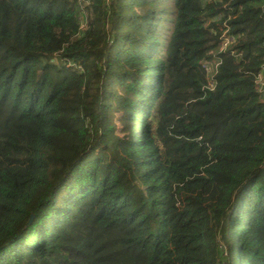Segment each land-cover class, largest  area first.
Masks as SVG:
<instances>
[{
    "label": "trees",
    "instance_id": "16d2710c",
    "mask_svg": "<svg viewBox=\"0 0 264 264\" xmlns=\"http://www.w3.org/2000/svg\"><path fill=\"white\" fill-rule=\"evenodd\" d=\"M263 71L264 0H0V264H264Z\"/></svg>",
    "mask_w": 264,
    "mask_h": 264
},
{
    "label": "rangeland",
    "instance_id": "374dc122",
    "mask_svg": "<svg viewBox=\"0 0 264 264\" xmlns=\"http://www.w3.org/2000/svg\"><path fill=\"white\" fill-rule=\"evenodd\" d=\"M212 68H213V67L210 66V68L208 69V74H209V75H210L211 72H212ZM258 83L260 84L259 89H260L261 91H264V71H263L262 74L259 76V78H258Z\"/></svg>",
    "mask_w": 264,
    "mask_h": 264
}]
</instances>
